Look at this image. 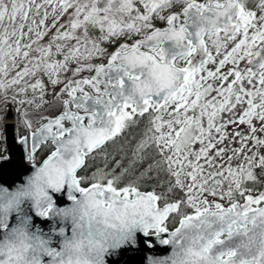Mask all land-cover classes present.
Returning <instances> with one entry per match:
<instances>
[{
    "label": "snow or ice",
    "instance_id": "6c2138e0",
    "mask_svg": "<svg viewBox=\"0 0 264 264\" xmlns=\"http://www.w3.org/2000/svg\"><path fill=\"white\" fill-rule=\"evenodd\" d=\"M0 264H264V0H0Z\"/></svg>",
    "mask_w": 264,
    "mask_h": 264
},
{
    "label": "water",
    "instance_id": "95a60500",
    "mask_svg": "<svg viewBox=\"0 0 264 264\" xmlns=\"http://www.w3.org/2000/svg\"><path fill=\"white\" fill-rule=\"evenodd\" d=\"M16 134L18 135V133ZM6 147L8 149V153L12 155V161L10 162L12 164V168L10 169V175H19L23 173L24 169L29 166L26 164V162L21 161L19 145L13 144L11 135H9Z\"/></svg>",
    "mask_w": 264,
    "mask_h": 264
},
{
    "label": "trees",
    "instance_id": "16d2710c",
    "mask_svg": "<svg viewBox=\"0 0 264 264\" xmlns=\"http://www.w3.org/2000/svg\"><path fill=\"white\" fill-rule=\"evenodd\" d=\"M18 133V132H17ZM19 134V133H18ZM5 147H6V145H5Z\"/></svg>",
    "mask_w": 264,
    "mask_h": 264
}]
</instances>
